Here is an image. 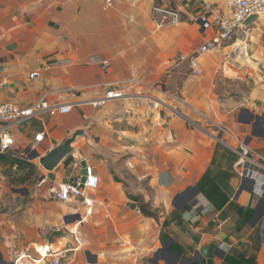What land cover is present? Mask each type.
I'll use <instances>...</instances> for the list:
<instances>
[{"label": "crops", "instance_id": "0c3cea01", "mask_svg": "<svg viewBox=\"0 0 264 264\" xmlns=\"http://www.w3.org/2000/svg\"><path fill=\"white\" fill-rule=\"evenodd\" d=\"M105 1L0 0V79H8L0 99L28 106L51 89H73L46 96L71 110L16 129L15 149L26 150L37 131L44 133L39 156L78 129L87 135L76 138V152L54 172H44L50 182L7 198L12 207L0 211V264H52L36 246L41 253L43 247L60 252L61 264H186L183 258L210 244L225 252L215 264H246L239 254L251 244L261 197L247 190L248 182L237 192L236 174L220 207L194 187L220 155L217 138L228 149L244 142L264 155V73L259 78L256 71L264 67V54L259 48L248 53L241 38L260 29L264 14L247 31H236L238 54L224 44L198 55L200 74L194 76L179 55L194 54L213 35L201 28L203 5L226 11V0H160L180 14L178 24L160 28L151 21L154 0ZM48 63L53 66L46 70ZM130 76L143 82L132 85ZM109 90L120 96L91 105ZM82 163L99 179L88 200L53 198L51 181L70 180ZM128 195L147 201L159 218L143 215ZM186 204L179 219L163 225ZM259 215L264 218V208ZM255 264H264V243Z\"/></svg>", "mask_w": 264, "mask_h": 264}, {"label": "built area", "instance_id": "2783aa9c", "mask_svg": "<svg viewBox=\"0 0 264 264\" xmlns=\"http://www.w3.org/2000/svg\"><path fill=\"white\" fill-rule=\"evenodd\" d=\"M111 1L106 0L105 2L109 5ZM225 8L226 11H216L208 3L203 5V14L199 18L201 28L211 30L213 35L194 54L187 55L182 53L179 55L180 61L188 62L191 73L194 76L200 74L197 67L198 55L221 47L224 44H231L233 53L238 54L241 51V45L236 44L235 33L238 29L247 31V28L243 26V22L250 15L256 14L260 16L264 14V0H226ZM151 21L157 28L165 25H174L180 22V14L177 9L169 5L156 4L152 7ZM103 64L107 65V62L103 61ZM52 66V64L48 63L44 65V69L49 70ZM37 74L35 72L30 73V78L36 77ZM262 78H264V74ZM128 81L132 85H138L143 82L140 77L136 76H130ZM7 85V78L0 79V94ZM72 91L73 89L69 87L51 89L28 106H20L10 99H0V157L27 160L34 163L33 160L35 158L32 155L36 151V146L42 141L44 133L41 131L34 132L30 146L26 150L18 152L14 147V132L19 127L28 126L33 119L43 115L55 116L60 113H68L72 108L71 104H51L47 101L46 96L52 92L63 94L72 93ZM119 96L120 93L109 90L103 96L90 101V103L94 107H99L108 100ZM150 106L153 110H156L159 108V103L156 100H152ZM176 112L178 113V111ZM214 126L218 131L226 132L222 125L215 124ZM217 140L221 144H225L220 138H217ZM230 150L236 155L232 163L233 172L240 180L243 178L252 179V193L258 197H264V155L244 142H239L237 147ZM35 164L37 166V163ZM81 168L68 181H51L48 188L53 198L62 202L69 201L72 198L88 200L87 192L97 188L99 179L89 165L86 164ZM11 169L17 170V164L12 165ZM48 182L50 180L44 173L38 177L36 185L42 186ZM41 247H35V251L40 257L50 256L52 257V264H61L60 252H51L47 247H43L45 252L41 253ZM18 260L13 264H23L22 261Z\"/></svg>", "mask_w": 264, "mask_h": 264}, {"label": "trees", "instance_id": "16d2710c", "mask_svg": "<svg viewBox=\"0 0 264 264\" xmlns=\"http://www.w3.org/2000/svg\"><path fill=\"white\" fill-rule=\"evenodd\" d=\"M154 4H160V0H154ZM220 151V155H214L211 165L206 169L205 173L202 175L200 180L196 183L198 190L214 205L217 206L216 200L219 199L217 193H215L211 186H217L219 178L223 175L224 169L220 168L221 162L223 159H226V162L230 160L234 161L236 155L224 146L221 143H218L216 146V154ZM234 158V159H233ZM218 159V160H217ZM17 164V170L24 172L23 175H20L18 178H13L10 176L11 167L14 164ZM0 164L3 166H8L4 170V176L8 181V184L11 186H17L25 184L30 181L32 178L36 177L37 166L27 160L21 159H10L7 157H0ZM132 200H134L141 211V213L147 217H152L154 219L159 218V214L156 210L152 209L147 201L142 199L140 196L128 195ZM221 197V196H220ZM222 199V197H221ZM188 205H184L179 211H173L163 222V225H167L169 221H173L180 218V214L184 211ZM251 244L248 245L242 253L239 254L240 259L245 260L246 264H255V253L260 246V238L257 233V229L254 230L253 234L250 236ZM249 257V258H248Z\"/></svg>", "mask_w": 264, "mask_h": 264}, {"label": "rangeland", "instance_id": "374dc122", "mask_svg": "<svg viewBox=\"0 0 264 264\" xmlns=\"http://www.w3.org/2000/svg\"><path fill=\"white\" fill-rule=\"evenodd\" d=\"M258 28V30L254 31V33L250 30L249 33L241 36L242 39H245L246 41V44H247V49H248V53L250 52H254V50L256 48H259L262 53L264 54V23L261 24ZM231 48H233V46L231 45ZM258 72V77L260 78V75L262 73H264V67H261L259 70L257 69L256 70ZM262 80V79H261ZM264 81V78L263 80ZM256 105L260 108L261 105L256 103ZM243 117H247L246 116V113H242ZM220 143V142H218ZM259 152V151H258ZM234 159V158H233ZM232 162L233 160L229 161V162H226L224 165H223V169H224V172H223V175L219 178L218 180V183H217V186H211L212 190L217 193V196L219 197V199L216 200V203H217V206H222L224 205V203L228 200V189L230 187L229 185V180L231 179V177H235V173L233 172V169H232ZM34 163H37V160L34 162ZM8 166H3L2 164H0V189L2 188L3 189V193L0 194V211L2 210H9L12 206L10 205V203L7 201V198L8 197H11L13 196V198H18L20 197L22 194H25V193H31L32 191H34L35 189V184H36V181L38 179V177L40 176L41 173H46L47 171H45L44 169H42L40 167V165H38L37 163V170H36V177L35 178H32L30 181L26 182L25 184H22V185H17V186H11L8 184V181L6 179V176H4V170L7 168ZM24 172L22 171H18V170H12L11 169V174L10 176L13 177V178H18L20 177V175H23ZM235 175V176H234ZM12 188H16V189H19V191L17 192H14L12 191ZM3 194V196L1 197V195ZM222 199H221V197ZM214 204V203H213ZM263 208H264V204H261L257 207V215H258V223H257V226H256V229L259 230V225H260V222L261 220L263 219V215H259L261 214V212L263 211ZM253 211L252 210H249L248 211V215L249 214H252Z\"/></svg>", "mask_w": 264, "mask_h": 264}, {"label": "water", "instance_id": "95a60500", "mask_svg": "<svg viewBox=\"0 0 264 264\" xmlns=\"http://www.w3.org/2000/svg\"><path fill=\"white\" fill-rule=\"evenodd\" d=\"M258 18V15L253 14L247 17L244 22L243 26L245 28L249 27L256 19ZM5 69L4 66L0 65V71H3ZM77 137H86L87 135L85 133V128L78 129L74 131L71 136L67 137L62 143L51 147L48 149L43 155L39 156V154L35 151L32 155L33 158H37L38 165L42 169H44L47 172H54L59 165L66 159V157L70 154H73L76 152L75 147L73 146V143L75 142ZM85 163H82L81 166H85ZM249 183L248 191H252V179L248 180L246 178L241 179V183L238 187V191L240 192L243 189V185H246V183ZM247 183V184H248ZM12 191L17 192L19 189L12 188ZM194 192L197 194L199 192L197 187H194ZM263 203V197L259 198L258 203L256 205L255 211H257V207ZM256 216V212L253 217ZM76 218H79V215L75 216ZM259 236H260V243H264V218L261 220L259 225ZM167 243H164V247L166 248ZM225 255V252L219 248V246L215 244H210L207 248L206 247H200L198 250H196L191 258H183V260L186 262V264H191L192 262L195 263H202L203 259H205V264H215L214 259L219 258L223 259ZM222 264H227L226 262H222Z\"/></svg>", "mask_w": 264, "mask_h": 264}]
</instances>
